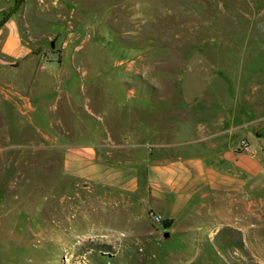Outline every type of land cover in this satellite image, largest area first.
<instances>
[{"label":"rangeland","instance_id":"obj_1","mask_svg":"<svg viewBox=\"0 0 264 264\" xmlns=\"http://www.w3.org/2000/svg\"><path fill=\"white\" fill-rule=\"evenodd\" d=\"M0 264H264V0H0ZM246 143L261 171L178 221L63 171ZM108 149L104 150L107 153Z\"/></svg>","mask_w":264,"mask_h":264},{"label":"crops","instance_id":"obj_2","mask_svg":"<svg viewBox=\"0 0 264 264\" xmlns=\"http://www.w3.org/2000/svg\"><path fill=\"white\" fill-rule=\"evenodd\" d=\"M0 54L11 58L19 55L18 35L13 30L6 32ZM115 148H65L63 171L75 180L133 196L144 211L163 221L180 220L209 195L237 193L261 171L250 146L227 147L215 156L204 154L194 142L177 141L118 162L108 158Z\"/></svg>","mask_w":264,"mask_h":264},{"label":"built area","instance_id":"obj_3","mask_svg":"<svg viewBox=\"0 0 264 264\" xmlns=\"http://www.w3.org/2000/svg\"><path fill=\"white\" fill-rule=\"evenodd\" d=\"M241 144H242L243 149H248L249 148L246 143L242 142ZM155 219L159 220L160 218L159 217H155Z\"/></svg>","mask_w":264,"mask_h":264},{"label":"trees","instance_id":"obj_4","mask_svg":"<svg viewBox=\"0 0 264 264\" xmlns=\"http://www.w3.org/2000/svg\"><path fill=\"white\" fill-rule=\"evenodd\" d=\"M163 224H167V221H164Z\"/></svg>","mask_w":264,"mask_h":264}]
</instances>
